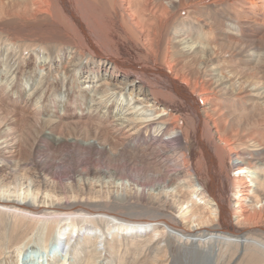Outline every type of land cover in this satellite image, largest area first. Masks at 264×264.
Returning a JSON list of instances; mask_svg holds the SVG:
<instances>
[{
    "label": "bare ground",
    "instance_id": "1",
    "mask_svg": "<svg viewBox=\"0 0 264 264\" xmlns=\"http://www.w3.org/2000/svg\"><path fill=\"white\" fill-rule=\"evenodd\" d=\"M0 264H264V0H0Z\"/></svg>",
    "mask_w": 264,
    "mask_h": 264
},
{
    "label": "rangeland",
    "instance_id": "2",
    "mask_svg": "<svg viewBox=\"0 0 264 264\" xmlns=\"http://www.w3.org/2000/svg\"><path fill=\"white\" fill-rule=\"evenodd\" d=\"M135 46L136 45H134L133 43L125 41V43L121 44V53H122L121 56H123L124 58H132V59H135L136 57H138V55L140 54V50L137 46L136 47ZM170 108L174 109L175 111L177 110L182 115H185L190 112L189 106L186 103H184L182 100H180L179 98H177V100L173 102ZM189 149H190L189 155H190L191 160L194 161V163L198 162L201 159V148L198 146L197 139L193 131H191ZM233 171H234V168L230 166L229 173L231 175L233 174ZM207 179L209 178L206 177L205 183L208 186L210 184V180L208 181ZM230 185L231 183H230V180L228 179L227 185H226L227 189L230 188Z\"/></svg>",
    "mask_w": 264,
    "mask_h": 264
}]
</instances>
